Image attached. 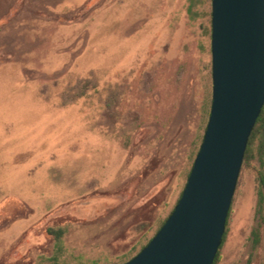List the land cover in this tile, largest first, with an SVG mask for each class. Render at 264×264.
Instances as JSON below:
<instances>
[{"label": "rangeland", "instance_id": "1", "mask_svg": "<svg viewBox=\"0 0 264 264\" xmlns=\"http://www.w3.org/2000/svg\"><path fill=\"white\" fill-rule=\"evenodd\" d=\"M213 0H0V264H124L174 210L213 102ZM259 164L219 264H264ZM156 210L158 218L149 229Z\"/></svg>", "mask_w": 264, "mask_h": 264}, {"label": "water", "instance_id": "2", "mask_svg": "<svg viewBox=\"0 0 264 264\" xmlns=\"http://www.w3.org/2000/svg\"><path fill=\"white\" fill-rule=\"evenodd\" d=\"M213 102L182 198L126 264H214L264 107V0H213Z\"/></svg>", "mask_w": 264, "mask_h": 264}, {"label": "trees", "instance_id": "3", "mask_svg": "<svg viewBox=\"0 0 264 264\" xmlns=\"http://www.w3.org/2000/svg\"><path fill=\"white\" fill-rule=\"evenodd\" d=\"M255 161H257L259 164V168L257 169L259 188H258V204H257V209H256V218L260 222L258 223L256 228H254L252 230L251 237H252L253 245L257 246V245H259L260 239H261V223L264 221V107L262 109V112H261L258 120H257V123L254 127V130L251 134L249 144H248V148H247L245 158H244V162H243V168L251 166L252 163ZM190 174H191V172L189 173V176H190ZM189 176H188V179H189ZM186 185H187V183H186ZM186 185H185V187H186ZM184 190H185V188H184ZM184 190H183V192H184ZM183 192L181 193V196H180L177 204L181 200ZM174 210H175V208H174ZM173 211H172V213H173ZM150 213L153 217L151 219V222H150L151 224L149 226V229H151V227H153V225L156 223V220L158 218V213L156 212V210H150ZM171 214L169 215V217L171 216ZM168 218L160 225V227L157 230L154 237L158 234V232L161 230V228L165 225ZM48 231H49V234L51 236H53V238L56 242V246H57L56 253L51 257L49 264H60V261L62 258V252L64 249V238L67 234L66 229L65 228H50ZM152 239H150L148 241V243L141 249V251H139V253H137V255L140 254L142 252V250H144L149 245V243L152 241ZM225 239H226V233H225L224 238H223L222 246L220 247L219 252L215 258L214 264H219L221 261V250H222V247L225 243ZM136 256L131 258L129 261L134 259ZM128 262H126V263H128ZM126 263H124V264H126Z\"/></svg>", "mask_w": 264, "mask_h": 264}]
</instances>
